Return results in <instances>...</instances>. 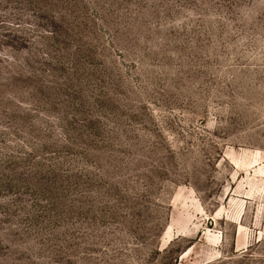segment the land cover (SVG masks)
Wrapping results in <instances>:
<instances>
[{"label":"rangeland","instance_id":"rangeland-1","mask_svg":"<svg viewBox=\"0 0 264 264\" xmlns=\"http://www.w3.org/2000/svg\"><path fill=\"white\" fill-rule=\"evenodd\" d=\"M0 264H264V0H0Z\"/></svg>","mask_w":264,"mask_h":264}]
</instances>
